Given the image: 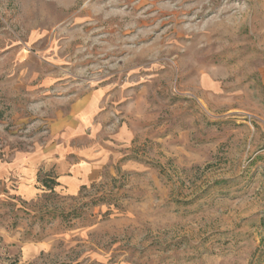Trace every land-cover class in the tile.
Here are the masks:
<instances>
[{"label": "rangeland", "instance_id": "374dc122", "mask_svg": "<svg viewBox=\"0 0 264 264\" xmlns=\"http://www.w3.org/2000/svg\"><path fill=\"white\" fill-rule=\"evenodd\" d=\"M93 91L122 161L0 182V264H264V0H0V159Z\"/></svg>", "mask_w": 264, "mask_h": 264}, {"label": "crops", "instance_id": "0c3cea01", "mask_svg": "<svg viewBox=\"0 0 264 264\" xmlns=\"http://www.w3.org/2000/svg\"><path fill=\"white\" fill-rule=\"evenodd\" d=\"M59 105L49 115L44 143L16 152L9 161L0 159V182L25 200L43 193L40 178L44 174L54 180V191L78 194L83 186L98 180L112 162L122 161L123 149L132 140L127 126L107 125L111 114L102 92L93 91Z\"/></svg>", "mask_w": 264, "mask_h": 264}]
</instances>
